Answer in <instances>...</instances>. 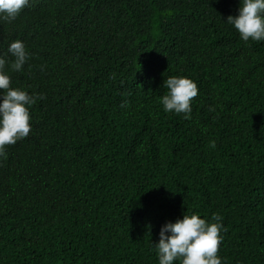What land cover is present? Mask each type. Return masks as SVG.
<instances>
[{
  "label": "trees",
  "instance_id": "1",
  "mask_svg": "<svg viewBox=\"0 0 264 264\" xmlns=\"http://www.w3.org/2000/svg\"><path fill=\"white\" fill-rule=\"evenodd\" d=\"M238 9L30 0L0 22V55L30 53L11 86L44 97L0 157V264H158L192 213L223 218L222 264H264V42L225 24ZM171 76L198 86L190 120L159 102Z\"/></svg>",
  "mask_w": 264,
  "mask_h": 264
},
{
  "label": "clouds",
  "instance_id": "2",
  "mask_svg": "<svg viewBox=\"0 0 264 264\" xmlns=\"http://www.w3.org/2000/svg\"><path fill=\"white\" fill-rule=\"evenodd\" d=\"M30 0H0V22H11L26 8ZM244 42H264V0H239L238 15L227 18ZM11 60L0 55V157L7 158L6 147L26 138L31 131L29 109L43 95L11 86V73L22 72L30 59V53L22 40L12 41L7 49ZM168 92L159 98L165 113L183 114L191 119L192 101L198 95L197 84L183 76H171L164 80ZM215 149V141L209 142ZM222 217L213 214L212 222L199 214H184L174 223L164 224L159 232V241L153 246L158 264H222L218 256L223 241Z\"/></svg>",
  "mask_w": 264,
  "mask_h": 264
}]
</instances>
